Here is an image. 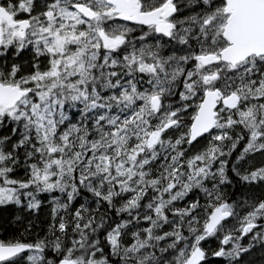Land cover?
Masks as SVG:
<instances>
[{
	"label": "snow or ice",
	"instance_id": "6c2138e0",
	"mask_svg": "<svg viewBox=\"0 0 264 264\" xmlns=\"http://www.w3.org/2000/svg\"><path fill=\"white\" fill-rule=\"evenodd\" d=\"M0 130V264H264V0H0Z\"/></svg>",
	"mask_w": 264,
	"mask_h": 264
},
{
	"label": "trees",
	"instance_id": "16d2710c",
	"mask_svg": "<svg viewBox=\"0 0 264 264\" xmlns=\"http://www.w3.org/2000/svg\"><path fill=\"white\" fill-rule=\"evenodd\" d=\"M27 55H24L21 57V59H25ZM6 130H0V135H5ZM239 147H243V145H239ZM235 152L233 153V156L231 159L235 158ZM257 160H259V157H256ZM16 174L22 175V170H19ZM229 175L232 176L231 169L229 166ZM230 189V195L232 198H237L238 196H243V194L248 189H242L239 184L236 185L235 189H231V186H229ZM251 194L255 195L258 194L255 189L251 190ZM38 198L41 199L44 203H42L41 207L38 209V214L33 213L31 215H28L24 210H18L16 206H1L3 208H0L1 211H9L7 213L2 214L0 216V238H6L9 235H12L17 229L18 225L13 221V217L21 216L24 218V222L26 223L27 220H32L34 224H39L41 228L45 226V221L47 220L48 212L50 210V204L47 203L48 201V195L47 193H41L38 195ZM211 246L215 248L216 242L212 243ZM260 256H261V250L259 248H256L253 252H251L248 256V259H252L256 262V264H260ZM208 264H218V261L214 258H210Z\"/></svg>",
	"mask_w": 264,
	"mask_h": 264
},
{
	"label": "rangeland",
	"instance_id": "374dc122",
	"mask_svg": "<svg viewBox=\"0 0 264 264\" xmlns=\"http://www.w3.org/2000/svg\"><path fill=\"white\" fill-rule=\"evenodd\" d=\"M16 175H18V174H16ZM0 208H3V207L0 206ZM7 212H9V211H1V210H0V216H2V214L7 213ZM214 242H216L214 239H213V240H209V241L207 242V244H210V245H211V244L214 243Z\"/></svg>",
	"mask_w": 264,
	"mask_h": 264
},
{
	"label": "flooded vegetation",
	"instance_id": "af4514ba",
	"mask_svg": "<svg viewBox=\"0 0 264 264\" xmlns=\"http://www.w3.org/2000/svg\"><path fill=\"white\" fill-rule=\"evenodd\" d=\"M24 55H27V54H24ZM24 55H23V56H24ZM23 56H22V57H23Z\"/></svg>",
	"mask_w": 264,
	"mask_h": 264
}]
</instances>
